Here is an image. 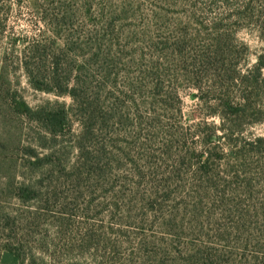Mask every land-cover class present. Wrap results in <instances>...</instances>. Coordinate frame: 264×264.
I'll return each mask as SVG.
<instances>
[{"label": "rangeland", "instance_id": "1", "mask_svg": "<svg viewBox=\"0 0 264 264\" xmlns=\"http://www.w3.org/2000/svg\"><path fill=\"white\" fill-rule=\"evenodd\" d=\"M230 2L0 0V264L8 250L17 264H264V145H246L264 123L220 139L216 105L234 90L189 73L215 47L239 65L264 49ZM37 42L70 48L75 99L28 83L22 53ZM22 101L64 104L71 133L47 136ZM102 105L108 123L82 110ZM89 124L95 136L78 137Z\"/></svg>", "mask_w": 264, "mask_h": 264}, {"label": "trees", "instance_id": "2", "mask_svg": "<svg viewBox=\"0 0 264 264\" xmlns=\"http://www.w3.org/2000/svg\"><path fill=\"white\" fill-rule=\"evenodd\" d=\"M228 1L224 0L226 5L232 8L233 3H228ZM239 2L230 14V17L232 16L235 19L234 24L241 26V28L252 27L259 43L264 45V0H239ZM216 28L221 31L228 29L226 25H222V27L217 25ZM225 38L224 34L221 35L216 39L215 45H228ZM238 44H240L238 45L240 49L238 51H242L243 55L246 56L249 53L248 45L243 41H238ZM24 49L22 53L24 59L21 61V67L28 83L33 88L57 96L69 95L73 99L76 98L77 87L71 83L74 61L68 57L69 47L43 45L37 42L26 45ZM233 54L232 49H219L216 47L212 50L209 49L199 57V60L197 59L200 63H197V61L190 65L189 72L194 78L200 77L201 80L212 78L218 80L222 87L233 88V97L230 95L231 91H226L223 97L219 99L220 104L216 105L215 112L220 120V126L217 128L220 131L218 137L229 141V143L242 140L240 134L245 123H264V49L256 53L255 61L250 65L247 63L244 65L232 63ZM202 72L206 73L205 77ZM3 78L4 71L1 69L0 81ZM156 78H160L159 73H157ZM156 84L159 83L156 81ZM1 91L2 83L0 82V93ZM18 106L23 108L24 115L41 126L47 136L55 139L57 136H65L71 133L70 109L64 104L48 102L41 107L31 108L22 101L18 103ZM107 106L108 108L102 105L82 110L87 119L94 121L95 124L97 118H100L103 122L107 120L106 123H108L114 108L111 105ZM95 124L94 126H91V124L85 125L86 127L77 136L86 137L90 140L97 132ZM262 143H264V138L255 137L248 140L246 145L254 149L264 145ZM78 144V147L82 150L80 147L82 143ZM235 146H238V144ZM88 154H85V157ZM92 157L91 155L90 158H87L89 160L82 164L83 170L85 167V171L88 169V173L96 171L97 162H94ZM44 161V164L52 169L59 168L62 164L61 157H59V153L56 154V151L47 154ZM18 259L17 254L8 250L3 253L1 263L17 264Z\"/></svg>", "mask_w": 264, "mask_h": 264}]
</instances>
